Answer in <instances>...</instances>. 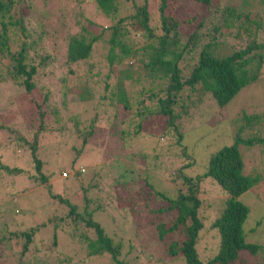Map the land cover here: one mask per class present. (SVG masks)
<instances>
[{
    "label": "rangeland",
    "instance_id": "rangeland-1",
    "mask_svg": "<svg viewBox=\"0 0 264 264\" xmlns=\"http://www.w3.org/2000/svg\"><path fill=\"white\" fill-rule=\"evenodd\" d=\"M29 1L35 6L32 14L36 20L45 24L47 30L42 37L36 31L29 33L28 44L32 46L30 55L38 61L41 55L50 54L49 61L52 63L46 68L39 67L38 71L47 72L55 67L56 80L54 82L52 78L44 85L50 89L45 104L39 87L27 93L13 81H0V124L3 126L0 129V162L7 169L22 170L16 175L0 170V236H8L13 231L23 230V225L31 226L34 223L38 226L45 223L47 228V216L61 209L54 196L77 200L90 198L104 207L115 206V212H107L113 220L106 226V230L115 236L116 241L121 242L120 258H124L123 261L131 264H183L182 259H167L163 253L164 246L157 243V240L142 248L145 240L156 234L157 222L172 218L171 214L153 212L168 205L158 195L175 198L178 189H185L183 176L196 177L205 173L209 157L223 146L233 143V134L237 131L235 122L240 121L244 115L264 114V68L260 78L242 88L226 106L219 107L215 99L206 93L202 103L183 117L179 127L183 132L181 145L186 148L189 156L186 157L181 155V145L174 142L171 130L166 128L165 119L157 118L158 114L153 112L157 101L151 99L148 90L156 86L145 84L146 89L141 93L139 85L125 83L129 107L125 108L122 104L114 106L117 94L115 80L119 79V74H116V70L115 74H111V65L106 59L109 50L105 42L95 46L87 61L63 67L61 55L65 54L67 41L62 39H67L78 29L75 25L77 20L92 34L103 32L106 38L109 33L103 29L109 28L112 20L105 18L87 0ZM145 1L151 18H158L160 0ZM251 1L256 10V0ZM134 2L143 5L144 0ZM213 2L214 5H203L193 0H168L165 12L179 20L180 30L186 35L194 23L210 12L212 6L221 7L227 0ZM230 3L238 6L241 0H230ZM131 10L130 3L120 4L115 21L131 14ZM73 16H77L76 19ZM69 20L75 27L69 28ZM131 35L135 44L142 45L141 34H135V38L134 32ZM54 40L56 44L52 50L50 46ZM235 45L228 40L224 45L220 44L221 50L217 54L225 56ZM116 53L121 52L116 49ZM36 60L32 61L35 65ZM69 69L74 70V74H70ZM57 75L59 78L66 76L67 83L61 86ZM87 89L89 93L92 92L91 101H88L90 98L87 95L86 100H81V94ZM98 100L106 110L99 111L95 134L81 147V138L73 129L75 124L71 125L66 118L73 113L78 116L75 121H79L82 127L86 126L96 115L94 107ZM39 110L45 112L43 124L39 122ZM55 110L58 116L53 115ZM39 125L48 128L38 134L36 151V156L44 161L43 172L49 175L48 182L44 184H35L30 179L34 168L31 170L28 151L14 146L11 140L15 130L29 139L30 131L33 134L39 130ZM122 130L125 131L123 141ZM253 133L264 136V120L252 129L246 128L244 135ZM240 150L244 174L257 172L262 178L259 188L254 187L238 199L249 210L244 224L246 232H255L250 237L247 235V239L264 244V232L261 229L255 230L256 222L264 214V146H241ZM77 172L81 174L79 179L75 177ZM200 185L202 194L199 196L210 201L215 195L211 199L215 206H219L223 199V194L219 192L221 190L209 179L202 180ZM109 187L115 189V192L109 193ZM125 191L138 192L136 196L139 199L140 215L138 209L130 211L129 208L123 210L118 207L116 199ZM210 225L205 223L200 232L198 253L201 260L210 256L213 237ZM46 228H42L43 234H38L39 242L36 240L23 254L22 264H36V257L51 264H113L110 257L105 255L87 260L89 251L83 238L72 241L63 233L57 244L51 245L50 227ZM43 237L44 240H40ZM22 243L23 240L17 246L9 243V247L17 254L22 249ZM45 244L50 247L43 248ZM39 248L44 252L38 251ZM6 264L20 263L9 258ZM250 264H264V252H260Z\"/></svg>",
    "mask_w": 264,
    "mask_h": 264
},
{
    "label": "trees",
    "instance_id": "trees-1",
    "mask_svg": "<svg viewBox=\"0 0 264 264\" xmlns=\"http://www.w3.org/2000/svg\"><path fill=\"white\" fill-rule=\"evenodd\" d=\"M87 1H91L105 18L113 21L109 28L103 29L108 30L109 36L104 37L103 32L99 35L92 34L77 20L75 25L78 29L67 39H62L67 41L65 54L61 55L63 67L69 64L76 66L87 61L95 46L105 42L109 50L106 59L111 65V74H115V70L116 74H119V79L115 80L117 94L114 106L122 104L125 108L129 107L125 83L139 85L141 93L146 89L145 84L156 86L148 90L151 99L157 101L153 112L158 114L157 118L165 119L166 128L171 130L177 145H181L183 139V132L179 127L181 120L192 108L202 103L206 93L215 99L219 107H224L242 88L260 78L264 68V0H256V10L251 0H241V5L238 6L231 4L230 0L221 7L212 6L210 12L194 23L186 35L180 30L179 20L166 14L168 0L159 1V17L154 19L151 18L145 0L143 5L136 4L134 0ZM193 1L203 5L215 4L213 0ZM122 3H130L131 14L115 21L119 15V5ZM34 10L35 6L29 0H0V81H13L27 93L39 87L45 104L50 89L44 85L52 78L55 82L56 73L55 67L47 72L38 71L39 67L46 68L52 63L49 61L50 54L41 55L38 61L30 55L32 46L28 44L29 33L36 31L39 37H42L47 32L45 24L36 20L32 14ZM74 17L76 19L77 16ZM69 24V28L75 27L70 20ZM133 32L134 38L135 34H141L142 45L135 44L134 39L130 38ZM228 40L236 44L233 49L225 56L217 54L221 50L220 44L222 46ZM55 44L54 40L50 49L54 50ZM116 49L121 53H116ZM33 60H36L38 66L32 63ZM69 73L74 74V70L69 69ZM57 79L61 86L67 83L66 76L59 78L57 75ZM105 84L108 85L106 82ZM91 94L89 90H84L81 100H86L87 95L90 98L88 101H91ZM39 104L38 102L37 105ZM94 109L95 117L83 127L79 121H75L78 116L73 113L66 118L71 125L75 124L73 129L81 138V147L95 134L99 111L106 110L99 100ZM52 113L58 116L57 110ZM38 114L39 122L43 124L45 112L39 110ZM263 120L264 114L244 115L240 121L235 122L237 131L233 134V143L223 146L209 157L205 173L196 177L183 176L182 184L185 189H178L175 198L157 194L167 201L168 205L153 212L171 214L172 218L157 222L156 234L145 240L143 249L151 241L157 240V243L164 246L163 253L167 259H182L183 264H250L260 252H264V244L247 239V235L250 237L255 232H246L244 224L249 210L238 200L254 187L259 188L262 179L261 174L257 172L244 174L240 148L264 146V136L261 134L244 135L246 128L252 129ZM0 129H3L1 124ZM47 129L39 125V130L33 134L30 131L29 139L17 130L13 131L11 136L14 146L28 151L31 170L34 168L29 177L35 184H44L49 180V175L43 172L44 161L36 156L38 134ZM120 132L123 141L125 131ZM181 155L189 157L182 145ZM0 170L14 175L22 172L19 168L7 169L2 162ZM80 175L75 173L76 179H79ZM205 179L211 180V183L221 190L219 192L223 194V199L219 206H215L214 200L211 199L215 195L210 201L199 196L202 194L200 184ZM123 188L126 190L124 186ZM112 191L115 192V189L109 187V193H113ZM125 192L116 199L118 207L123 210H139V199L136 196L138 192ZM54 197L58 199L61 209L47 216L49 229L45 227V223L40 226L34 223L31 226L23 225V230L18 229L8 236H0V264H6L9 258L22 264L23 254L36 240L38 241L37 236L44 233V228L51 232L49 238H52L51 245L54 246L63 233L72 241L83 238L89 251L87 260L105 255L110 257L113 264H131L120 258L122 244L106 230V226L113 220L108 217L107 212H115V206L108 203L113 207H104L90 198L77 200L71 197ZM103 212L106 213L99 214ZM140 214L139 210L138 215ZM205 223L211 224L213 230L212 247L210 256L201 260L198 253L201 245L199 241ZM256 229L264 232V214L256 222ZM173 238L175 239L172 240ZM20 240H23L22 249L16 254L9 245L15 243L17 246ZM40 240H44V237ZM46 247L50 245L43 246ZM38 251L44 252L41 248ZM36 264L51 263H44L36 257Z\"/></svg>",
    "mask_w": 264,
    "mask_h": 264
}]
</instances>
